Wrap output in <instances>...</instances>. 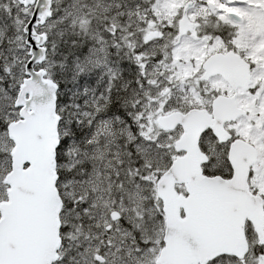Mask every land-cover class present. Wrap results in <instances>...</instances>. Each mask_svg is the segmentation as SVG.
<instances>
[{
    "label": "snow or ice",
    "instance_id": "1",
    "mask_svg": "<svg viewBox=\"0 0 264 264\" xmlns=\"http://www.w3.org/2000/svg\"><path fill=\"white\" fill-rule=\"evenodd\" d=\"M0 264H264V0H0Z\"/></svg>",
    "mask_w": 264,
    "mask_h": 264
}]
</instances>
